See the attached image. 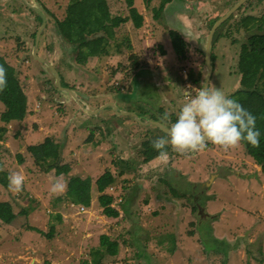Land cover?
Masks as SVG:
<instances>
[{"label":"rangeland","instance_id":"1","mask_svg":"<svg viewBox=\"0 0 264 264\" xmlns=\"http://www.w3.org/2000/svg\"><path fill=\"white\" fill-rule=\"evenodd\" d=\"M71 1L0 0V56L16 68L28 96L25 120L0 119V128L7 129L0 132V174L25 176L19 194L0 183V203L10 202L19 215L11 225L0 220V264H94L103 237L119 243L118 254L98 264H264V173L243 143L230 151L209 143L190 155L169 145L167 165L158 158L144 162L143 152L147 141L168 138L146 120L167 111L176 121L189 99L185 93L204 86L202 48L217 22L211 23L240 0H134L142 27L131 20L118 26L108 56H101V34L93 36L98 42L84 48L85 63L70 33L58 32ZM248 1L213 35L210 88L229 97L241 84L242 44L264 33L258 21L264 0ZM108 2L113 18L129 16L128 0ZM30 5L47 17L38 55L51 60L71 91L61 93L53 73L33 55L42 22ZM248 16L258 19L249 30L240 26ZM177 37L187 43L183 57L173 42ZM4 111L0 102V116ZM47 138L61 145L60 175L43 172L28 150ZM108 171L117 182L101 195L113 197L118 218L108 217L99 201L96 182ZM75 177L91 179L89 206L67 196ZM56 183L63 185L59 195L52 193Z\"/></svg>","mask_w":264,"mask_h":264},{"label":"trees","instance_id":"2","mask_svg":"<svg viewBox=\"0 0 264 264\" xmlns=\"http://www.w3.org/2000/svg\"><path fill=\"white\" fill-rule=\"evenodd\" d=\"M146 4H150L152 0H144ZM260 1V0H258ZM238 2V1H237ZM248 3H252L249 0ZM130 9L129 16H113L110 13L108 0H72L67 8V15L62 21H58V32L60 36H64V30L72 36L70 41L80 53V63H85L86 57L84 55V48L90 47L93 42L97 44L98 39H92L93 36L101 34V56H108L110 54L109 39L115 38L116 28L129 20L133 21L136 28L142 27L144 23V16L139 13L137 8H134V0H128ZM158 13L163 11V7L156 10ZM38 18L42 22L39 14ZM219 19V18H218ZM215 19L211 26L218 21ZM258 19L255 16H248L242 21L241 27L247 30L253 28ZM264 23V16L258 20ZM61 27H64L61 29ZM239 29V25H238ZM259 29H263L259 26ZM101 32V33H100ZM173 35V33H172ZM65 39V37H63ZM99 39V40H100ZM215 41V39H214ZM174 45L180 57L185 54L187 43L180 37L174 38ZM91 55L96 54V49H91ZM215 55L212 52V65L214 63ZM0 65H3L7 70L8 87L4 93L0 94V102L5 105V111L1 114L0 119L7 124L12 121H23L28 114V96L24 91L21 80L18 76L17 70L14 66L9 64L6 59L0 56ZM239 73L241 75L240 89L236 91L230 98L236 99L242 106L256 116L257 128L261 132L260 147L253 148L247 142H242L245 145L247 153L253 160L262 167L264 173V33L254 34L250 36L246 43L242 44L241 55L239 60ZM233 95H235L233 97ZM0 132L6 133V128H0ZM3 135V134H2ZM0 135V139L2 138ZM152 140L147 141L144 154L146 155L144 162H150L158 157V152L152 147ZM61 145L54 143L52 138H47L43 143L31 145L28 147L29 152L34 156L35 160L42 168L43 172H50L55 169L59 175L63 173L62 168V149ZM169 148V147H167ZM18 162L24 163V158L21 154L17 155ZM133 167L128 166V169ZM7 177V178H6ZM117 182L115 175L112 172H106L97 180V188L100 193L99 201L104 207V213L110 218H118L120 213L111 207L113 197L111 195H101L108 187ZM0 183L8 187L9 181L7 173L0 174ZM69 189L67 196L72 201L89 206L91 204V179H82L80 177L72 178L69 181ZM60 199V198H59ZM28 213L22 211L21 215ZM14 207L10 202L0 203V220L8 225L13 224L18 218ZM59 221L62 219L61 215L56 216ZM33 229V228H31ZM40 233V230H37ZM55 227L53 226L50 233L47 234L50 238L54 235ZM190 235H194L192 231ZM101 249L97 250L93 256L98 262L93 260V263H102L107 255L115 256L118 254L119 243L111 241L109 237L102 238ZM175 252V249H170ZM150 260V257H149ZM150 263V261H149Z\"/></svg>","mask_w":264,"mask_h":264},{"label":"clouds","instance_id":"3","mask_svg":"<svg viewBox=\"0 0 264 264\" xmlns=\"http://www.w3.org/2000/svg\"><path fill=\"white\" fill-rule=\"evenodd\" d=\"M8 87L7 70L0 65V94ZM189 99L181 106L177 119L163 136L152 140V147L158 152V159L167 165L169 154L165 150L171 146L173 152L190 155L203 152L211 143L224 151L238 149L242 142L253 148L260 147L261 132L257 128L256 116L245 109L236 99L230 98L219 88L202 86L185 93ZM171 113L165 112L162 121H169ZM4 169L0 167V171ZM8 187L19 194L25 187V176L20 171L10 172ZM63 185L56 183L52 193L61 194Z\"/></svg>","mask_w":264,"mask_h":264},{"label":"water","instance_id":"4","mask_svg":"<svg viewBox=\"0 0 264 264\" xmlns=\"http://www.w3.org/2000/svg\"><path fill=\"white\" fill-rule=\"evenodd\" d=\"M246 1L248 0H240L236 5L235 7L231 8L228 13H226L224 16H222L218 21L217 23L213 26L212 28V31L210 33V36L207 40V43H206V47L205 48H202V51L206 57V67H207V77H206V81H205V84L204 86H207L209 87V83H210V80L212 78V75H213V65H212V52H211V49H212V43L214 41L213 39V35L215 33V31L217 30V28L223 23L225 22L227 19H229ZM30 7H32L42 18V27L41 29L37 32L36 34V44H35V47H34V50H33V55L35 56L36 59H38L43 65H45L46 67H48V69L53 73V75L55 76V79H56V84H57V87L59 88V91L61 93L63 92H67V91H71L69 88H66V87H63V84H62V77H61V74L59 73V71L57 70V68L55 67V65L50 61H48L47 59L45 58H42L38 55V46H39V42H40V38H41V33H42V30L43 28L45 27L46 25V20H47V17L45 16V14L42 12L41 9H39L37 6L35 5H30ZM113 105V104H112ZM125 115H128V116H133V117H137L138 118V115L137 114H134L131 115L132 113L130 111H125L124 112ZM153 125L159 127L161 130H163L165 133L167 132V129L169 128L168 126H166L165 124L161 123V122H158V121H152L151 122Z\"/></svg>","mask_w":264,"mask_h":264},{"label":"flooded vegetation","instance_id":"5","mask_svg":"<svg viewBox=\"0 0 264 264\" xmlns=\"http://www.w3.org/2000/svg\"><path fill=\"white\" fill-rule=\"evenodd\" d=\"M211 52H213V51H211ZM214 73V72H213ZM212 77H213V75H212ZM212 79V78H211ZM210 82H211V80H210ZM211 86V83H209V87ZM195 91V90H194ZM231 96H232V94H231ZM146 121H148L149 123H150V125L154 128V129H156V130H158V131H160L162 134L164 133L163 132V130H161L159 127H157V126H155V125H153L151 122L152 121H158V122H161V119H159L157 116H152L151 117V119H149V120H146ZM145 121V122H146ZM167 122H169L168 123V125H171V123H174L175 121H167ZM162 123V122H161ZM145 160V159H144ZM130 167H133V166H130Z\"/></svg>","mask_w":264,"mask_h":264},{"label":"crops","instance_id":"6","mask_svg":"<svg viewBox=\"0 0 264 264\" xmlns=\"http://www.w3.org/2000/svg\"><path fill=\"white\" fill-rule=\"evenodd\" d=\"M240 86V85H239ZM241 87V86H240ZM240 89V88H239ZM167 150H169L170 151V147L169 148H167ZM172 150V149H171Z\"/></svg>","mask_w":264,"mask_h":264}]
</instances>
